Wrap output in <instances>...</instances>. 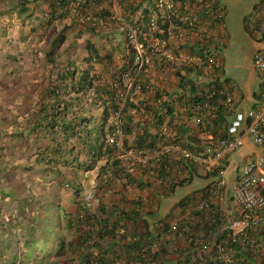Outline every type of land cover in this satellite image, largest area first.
I'll return each mask as SVG.
<instances>
[{"label": "crops", "instance_id": "1", "mask_svg": "<svg viewBox=\"0 0 264 264\" xmlns=\"http://www.w3.org/2000/svg\"><path fill=\"white\" fill-rule=\"evenodd\" d=\"M65 1L71 2L70 5L66 6ZM79 1L89 3L79 7ZM127 2L131 8L126 6ZM157 3L158 0H98V3L95 0H0V264H86L80 230H83L87 219L86 209L99 214L100 200L109 203L108 207L111 208L109 214L103 217L113 229L114 236L110 235L103 243L112 264H135L131 258L134 244H152L149 252L156 257L155 264H219L217 249L211 248L206 253L199 251L200 242L222 241L226 236L223 224L220 234L210 232L208 226L214 221L210 212L200 215V228L191 237L157 230L160 221L171 219V222L183 213L181 205L184 203L181 201L194 192H188L172 203L168 202L178 187L193 179L189 178L194 174L187 168L189 165L180 175L181 184L176 185L178 181L175 178L161 181L163 178L158 180L148 174L147 170L137 169L130 174L131 178L124 177L115 182L113 194H106L101 191L98 183L106 158L88 170L87 163L84 164V143H76L75 138H70L58 145L61 138L56 137L54 140L49 132L40 130L38 121L32 117L33 113L42 109L40 104L47 97L52 68H61L68 60V50H74L73 46H78L82 55H85L82 49L90 39L105 57L101 63L93 65L100 77L95 82L99 87L96 94L98 99L109 100L108 94L102 92L100 87L114 80L113 75L122 67L121 56L126 45L120 24L99 27L101 35H95L87 28L83 31L81 25L77 29L69 27L64 31L65 39L55 42L56 37L63 34L62 28L70 25V17L77 13L91 17L100 15L103 18L108 15L106 12H110L119 21H125L127 17L137 21L145 15V9L150 10L149 14L155 12L159 15L161 11ZM195 5L192 1V10ZM67 8L70 10L69 16L57 19ZM111 14L107 17H112ZM166 22L169 31H176L177 24L172 19ZM259 22L263 24L259 18L257 26ZM108 28L110 31H106ZM80 30L83 33L78 35ZM175 41V36H172V43ZM192 41L195 39L192 38ZM189 43L186 42L187 45ZM52 48L56 51L48 56ZM160 55L158 53L155 56L148 69L139 70L133 63L132 73L137 72L145 91H134L132 95V101L139 108L144 98L153 102L159 97L158 94L155 96L153 90H166L171 97L184 89L180 86V70L161 62ZM85 64L84 61L80 68H84ZM185 73V81H188L206 72L197 73L189 68ZM208 82L200 87L202 92L208 91ZM225 89L229 99L236 104V110H239V92L234 90L229 80ZM188 92L193 93L191 90ZM183 97L174 99L168 115L162 116L161 121L150 114L139 112L137 107L128 108L126 115L131 117L134 134L127 133L125 146L134 145L138 135L146 137L144 148L157 143V132L162 123H167L184 144L196 139L202 127L198 130V125L186 109L191 102ZM65 98L73 100L67 95ZM48 100L52 102L50 97ZM86 101H90L87 94ZM109 101L103 106L94 101L86 106L87 112L77 111L75 106L68 105L67 110L61 112V117L67 122L73 120L74 112H83L89 127L92 129L97 125L103 132L101 124L105 123L103 127H108L111 120V115L107 120L103 119L104 110H111ZM256 102L255 98L252 107ZM222 104L219 101L215 110ZM105 132L108 130L105 129ZM80 161L84 164L81 167ZM196 173L202 174L198 170ZM171 174L176 176L174 171ZM83 199L85 202H82ZM220 206L227 214L239 213V206L232 199L231 191H227Z\"/></svg>", "mask_w": 264, "mask_h": 264}, {"label": "built area", "instance_id": "2", "mask_svg": "<svg viewBox=\"0 0 264 264\" xmlns=\"http://www.w3.org/2000/svg\"><path fill=\"white\" fill-rule=\"evenodd\" d=\"M192 1L196 4L194 10L191 8ZM157 7L161 13L159 15L155 12L151 14L147 32H144L139 24L128 27L126 36V55L128 57L125 61L130 62L131 48H133L136 53L133 63L139 70L148 69L155 56L160 53L161 62L176 66L184 76H186L185 71L189 68L194 72H200L199 70L203 73L206 72L208 84H210L208 97L211 99L216 95L219 97L226 94L225 103L232 106L234 103L221 88L225 80L221 50L228 44L224 23L226 7L222 0H158ZM258 11L261 13L260 19L263 21L264 0H259ZM170 19L177 24L176 31L172 32L166 28L165 22ZM140 35H143L142 39H140ZM148 35H150L149 38H147ZM172 36H175L176 39L174 43H172ZM192 38L195 39L194 42H191ZM188 41L190 43L187 45ZM253 64L262 73L264 81V47L255 52ZM200 77L201 75L197 77V80H201ZM101 81L106 83L102 79ZM109 84L110 88L115 91L116 102L119 105V108L111 113L108 125L110 129L106 135L107 143L115 150L114 154L110 156L111 161L119 159L126 165L150 168L147 173L154 175L158 180L161 179V176L153 168L164 158L170 160L164 165V170L174 171L178 176L183 175L186 165L202 169L208 176H213L214 180L196 195V200L186 208L185 213L179 219L182 221L195 220V217L192 216L194 211L207 210L213 215L221 213L220 219L226 224L228 231L222 241L200 242V253H206L213 248L218 250L219 264H244L237 257V249L233 247L235 244L240 247L249 245L254 250L264 252V85L260 92V98L247 114L240 110L235 111L229 123L223 126L224 137L215 135L210 130H200L196 134L198 146L196 149H191L178 141V136L167 123L160 125L157 132V143H151L147 148L126 147L124 109L127 103L132 101L134 91L143 90V86L137 72L134 74L124 72ZM188 91L190 90L188 89ZM188 91L181 89L175 96L170 97L166 90H153L155 96L159 95V97L153 102L144 98L138 111L162 120V116L168 115L174 99L184 96L183 99L189 100L192 94H188ZM57 92L70 97L74 94V88L69 84ZM143 93H145L144 90ZM198 93L201 94L202 90ZM96 94L93 88H87V96L90 101L93 99V102L95 101L99 106L106 105L108 100L98 99ZM156 107H159L160 110ZM186 109L192 113V118L199 127L198 130L200 126L202 129L205 128L204 118L209 115L207 104L201 105L193 101ZM213 109L215 110V108ZM244 121L247 122V128L242 130ZM248 136L257 146V152H254L253 158L244 163L240 173L236 176L231 194L232 199L239 206V213L231 215L227 214L228 212L220 206L227 194V183L223 173L229 163L230 156L247 144ZM108 160L104 161V165H107ZM111 174L106 170L102 175L105 185H108ZM178 224L177 218L170 223L171 229L176 230ZM92 242L93 240H89L90 244Z\"/></svg>", "mask_w": 264, "mask_h": 264}, {"label": "trees", "instance_id": "3", "mask_svg": "<svg viewBox=\"0 0 264 264\" xmlns=\"http://www.w3.org/2000/svg\"><path fill=\"white\" fill-rule=\"evenodd\" d=\"M129 1H132V0H129ZM95 2L98 3V0H95ZM70 3L71 2L69 1L64 2L66 6H69ZM88 3L89 2L87 1H79L77 6L79 7L86 6ZM128 5H130L129 2L126 3V6L131 8V6H128ZM145 10H146L145 15L142 18L137 19V21H134L132 20L133 18L130 19L129 17H127L125 21L124 19L122 21H119L118 19H115L110 12H106L108 13L107 16L111 14L112 17L106 16L103 18L100 15L99 16L94 15L91 17L89 15H79L75 13L73 17H70V25H68L67 27L65 25L64 28H62L63 34L60 33L56 37L55 42H57L58 40L62 41L65 39L64 31L66 30V28L68 29L69 27H74V29H77L81 25L83 27V31L85 30V28H87L90 32L94 33L95 35H101L100 34L101 32L98 30L99 27L110 26V25L114 27L120 24L121 27L123 28V33L125 36V45H126L127 44L126 36H127L129 26L131 25L137 26L139 24L140 27H142V29L144 30V32L148 31L149 22H150V18L152 15L149 14L150 13L149 9H145ZM257 12H258V4H256L254 7V13H257ZM69 13H70V10L68 8L64 9L58 15L57 19L67 18L69 16ZM53 18L54 17L52 16L51 19ZM224 23H225V19H224ZM263 24H264V20H263ZM166 25H167V22H165V26ZM106 31H110L109 28ZM82 33L83 32L80 30L78 35ZM142 37L143 35H140V39H142ZM149 37L150 35H148L147 38ZM73 48L74 50L71 48L68 50L67 52L68 60L64 62L61 68L58 67V68H55L54 70H53L54 67L52 68L51 76H50V86L48 87L46 91L47 97L45 100H42L40 104L42 105V109H39L37 112L33 113L32 117L38 121L40 130L49 132L51 134V137L54 140L56 137L61 138L60 142L57 141L58 145H60L62 142L69 141L70 138H73V139L75 138L76 143L78 141L84 143L85 145L84 155L86 157L84 164L87 163L86 166L88 170L93 169V167H95L99 161L105 158L109 159L107 165H104L102 167V170L98 176L100 181L98 182H99V187L103 193L113 194L115 192V182L118 179H122L124 177L131 178L130 174L133 171L137 169H144L148 171L150 170V168L147 169V168H143L142 166L125 165L123 164L122 160H119V159H113L111 161L110 156L114 154L115 150L113 146L107 143V140H106L107 132H105V129L109 131L110 128L106 126H105L106 128L103 127L105 123L101 124L102 130H103L102 132L101 130L98 129L97 125H94L92 129L91 127H89V123L87 122V119H85V115H83V112L79 114H77V112H74L73 120L75 121L77 120V122H74V123L71 122L73 120H68L66 122L65 118L61 117V112L66 111L68 105L75 106L74 108L77 111L83 110L84 112H87L86 106H90V104L94 103L93 99L91 102L86 101L87 88L94 87L96 90V93H98L99 87L95 85V82H97L96 79H99L100 77L98 76L97 72L93 68V65L94 63H101L105 59V57H103L100 54L99 49L95 46L93 42H91L90 39L87 40L85 48L82 49L84 52H86L85 55H82V52L80 48H78V46H73ZM55 51L56 49L52 48L48 52V56H52L55 53ZM135 55H136L135 49L131 48V53H130L131 59H130V62L128 63L125 61L126 57H128L126 55V50L122 51V56H121L122 67H120L118 71L113 75L114 80L118 77V75L124 72H131V73L133 72L134 70L133 61H134ZM108 56H111V55H108ZM84 61L86 63L85 67L80 68L82 67ZM197 73H202V71L197 72ZM185 78L186 76L180 75V84H181L180 86L186 90L189 89L193 91V93H191L192 96L189 98V101L192 103L193 101H196L197 103L201 105L207 104V107L209 109V115H206V117L204 118V125L205 124L206 125L204 126L205 128H203L202 130H210V132H212L213 134L220 135V137H224L225 129L223 126L229 123L235 111H239V110H236V104L234 103L232 106H229L228 104H226L225 103V100L227 99L226 94L221 95L219 97L218 95H216L212 97L211 99L208 97V91L202 92L201 94H199L198 92H196V84L191 85L190 83L192 80L189 79L188 81H185ZM227 80L228 79H225L223 81V86L221 87L224 90V93H227L225 89ZM69 84L72 85L74 88L73 96L69 97V98H73V100H70V101H68L69 99L66 100L65 96L57 92V90L61 91L62 89L66 88ZM109 85L110 84L108 83L107 85L100 87V90L102 92L108 94V99L110 100L108 101H109V104H110L109 107L111 108V110H108L107 108L104 110L103 119L106 118V120L111 115V113H114L119 108V105L116 102L115 91L111 89ZM207 86L210 87V84H208ZM49 97L50 99H52V102H49L48 100ZM255 98L258 100L260 98V94H255ZM219 101H221L223 104L219 106L217 110H214L213 108H215V105H217ZM231 102L233 101L231 100ZM136 107L139 108L138 104L134 103L133 101H129L124 109L125 114L128 108H136ZM90 110L91 108L89 107L88 111ZM247 112L245 113L247 114ZM188 113L190 116H192L191 112H188ZM131 124L133 126L131 117H128V115H126L125 120H124V130L128 134H134ZM102 134L104 135V137L102 136ZM195 138L196 139H191V142L189 144H184L182 142V139L179 137H178V141H180L186 147H189L191 149H196V146H198L197 145L198 138L196 136ZM145 139L146 137H144V135L143 136L138 135L136 143L134 142V145L132 146L136 148H142L145 145L144 144ZM126 144H127V141L125 142V145ZM169 162H170L169 158H164L163 161L161 162L159 161L156 164L153 170H156L159 173V176L163 178L161 181H165V179L167 178H170V179L175 178L176 182L178 181L176 185L181 184L182 183L181 176L179 177L178 175H176L175 177H173V175L171 174L172 171L167 172L166 170H164V165ZM84 164L83 162L80 161L79 166L81 167V165L83 166ZM188 168H189V171L193 173L194 171L195 172L197 171L196 168H193L190 165L188 166ZM106 170L112 173L107 183L108 185H105L102 181V174H104ZM202 190L196 191L195 193L193 192L184 197L185 199L181 201V203H184L183 205H181V207L183 208L182 210L183 213L179 217H181L184 214L186 208L194 200H196V197H197L196 195H198V193ZM77 191L80 192L81 190H77ZM82 202H85V200L83 199ZM108 204L109 203L107 202L103 203V200H100V206H99L100 211H98L100 215L97 213L89 212L86 209L87 219L85 221L83 230H80L82 246L86 252V258H85L86 264H112L109 261L110 258L107 256V253H106L107 247L103 243V241L108 239L110 235L111 237L114 236V231H112L113 229H111L107 225L106 218L103 217V216H107L109 212L111 211V208L108 207ZM207 212L209 211L204 210V211H199V212L198 211L192 212V216L195 217V220L193 219V220L182 221L178 219L179 224L176 230H172L170 227V223L173 222L174 220H172L171 222H170L171 219L169 220L167 219V221L162 220L159 222L161 223V225L158 224L157 230H159L162 233H167V234L168 233L169 234L182 233L184 237L186 236L191 237V235H194L198 231L197 229L200 228L201 221L199 222V220L201 219V216L206 215L205 213ZM210 214L212 215L213 218L215 217L213 223H211L210 225L211 227L208 226L210 232L212 234L213 232L220 234L221 232L220 227L223 224L222 228L227 233L228 229L226 227V224L223 222V220L220 219L221 213L219 215H215V214L213 215L212 213ZM147 228H148V223H147ZM205 231H208V230H206L205 228ZM148 232H150L149 228H148ZM89 240H93L92 244L89 243ZM193 241L194 239H192V242ZM151 245L152 244L147 245V246H150L149 248H146L147 246L145 245H139V244L133 245V247L131 248L132 249L131 258H133L132 260L135 264H155L156 257L151 255L149 252L151 249ZM233 247L237 249V257L239 260L242 261V263L244 264H264V252L260 250H254L249 245L240 247L237 244H235ZM154 254H157V253H154ZM114 257L117 258V256H114ZM248 259H249V262H246V260Z\"/></svg>", "mask_w": 264, "mask_h": 264}, {"label": "rangeland", "instance_id": "4", "mask_svg": "<svg viewBox=\"0 0 264 264\" xmlns=\"http://www.w3.org/2000/svg\"><path fill=\"white\" fill-rule=\"evenodd\" d=\"M222 2L226 7L225 26L228 40L227 46L221 50L224 62L223 78L228 79L234 90L239 92L241 98L238 103L239 110L247 112L255 101V94H260L264 85L262 73L253 64L256 50L264 47V25L259 22L257 27L261 13L259 11L254 13V7L259 0H222ZM200 78L201 80H197V77L190 78L192 79L190 84H196V92H199L200 87L208 80L206 73ZM245 128H247L246 121L243 123L242 130ZM254 152H257V146L248 136L247 144L230 156L223 173L227 191L230 192L233 189L237 174L240 173L244 163L254 157ZM197 170L202 174L194 171L193 176H189L193 179L184 186L178 187L169 197V203L178 200L188 192L202 190L210 184V180H214L213 176H207L202 169Z\"/></svg>", "mask_w": 264, "mask_h": 264}]
</instances>
